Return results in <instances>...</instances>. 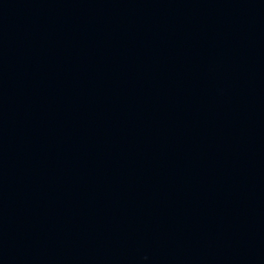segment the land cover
I'll return each instance as SVG.
<instances>
[{"label": "water", "instance_id": "obj_1", "mask_svg": "<svg viewBox=\"0 0 264 264\" xmlns=\"http://www.w3.org/2000/svg\"><path fill=\"white\" fill-rule=\"evenodd\" d=\"M0 264H264V0H0Z\"/></svg>", "mask_w": 264, "mask_h": 264}]
</instances>
